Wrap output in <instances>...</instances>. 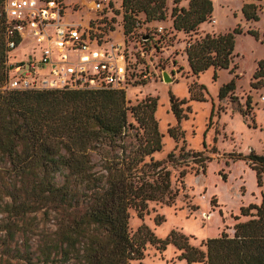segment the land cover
<instances>
[{"label": "trees", "instance_id": "1", "mask_svg": "<svg viewBox=\"0 0 264 264\" xmlns=\"http://www.w3.org/2000/svg\"><path fill=\"white\" fill-rule=\"evenodd\" d=\"M164 5V0H124L123 33L132 32L138 13L148 20L163 19ZM212 11L210 0H188L186 7L172 9V27L193 33L209 20ZM242 12L247 21L258 19L252 4L244 5ZM247 33L256 36L251 30ZM163 37L164 32L162 41ZM160 44L152 46L156 66L162 59L157 56L163 49ZM233 51L231 33H206L185 48L191 73L198 75L212 68L214 80L217 70L229 69ZM5 61V50L0 48V85L7 77ZM253 77L262 81L264 58L258 61ZM233 88V81L223 85L219 98ZM196 100L204 101L202 97ZM186 102L169 96L178 123L190 112V106L182 108ZM156 107L157 99L152 97L130 105L125 90L120 89L0 91V172L11 176L2 213L17 218L59 212L68 218L56 240L38 246L39 263L129 264L144 258L146 244L157 245L159 250L172 244L186 264H264V192L259 205L240 209V215L250 219L236 223L231 236L222 233L205 240L204 249L189 245L176 234L158 239L146 226L130 233V210L142 217L150 202L167 206L175 202L179 189L172 182L169 166L182 168L180 179L187 167L197 175L206 167L203 152L185 146L163 160L153 158L162 150ZM129 114L135 124L129 122ZM168 133L174 140L183 137L176 128ZM241 159L250 162L261 187L264 149L261 155L251 152ZM12 226L10 221L2 230L13 234Z\"/></svg>", "mask_w": 264, "mask_h": 264}, {"label": "rangeland", "instance_id": "2", "mask_svg": "<svg viewBox=\"0 0 264 264\" xmlns=\"http://www.w3.org/2000/svg\"><path fill=\"white\" fill-rule=\"evenodd\" d=\"M174 1L164 0L163 19L148 20L144 13L135 15V19L142 23L141 28L149 33H153L154 28L163 27V49L157 53L162 59L156 69L166 72L171 82L153 77L146 84L127 88L126 98L130 105L148 97L157 99L154 117L162 135V150L153 154L155 160H163L168 153H178L179 148L185 146L186 150L203 152L207 158L206 167L204 173L198 175L187 167V174L180 179L182 168L169 166L172 182L179 189L175 202L170 206L150 202L142 217L130 210L129 230L133 234L141 226H146L158 239L164 240L176 234L186 238L189 245L204 249L201 244L205 240L219 237L222 233L231 236L236 223L250 219L241 216L240 209L259 205L264 192V174L259 187L250 162L241 159L251 152L261 155L264 149V77L261 82L253 77L258 61L264 58V0H210L213 7L211 17L190 34L177 32L172 27V9L175 6L186 7L188 2L180 0L176 5ZM246 4L255 6L256 21L244 18L242 9ZM81 16H87V10L72 16L71 21L79 22ZM235 30H241V33L236 34ZM249 30L256 32V36L248 34ZM206 33L234 35L230 67L217 70L215 80L212 68L193 75L186 60L188 43ZM110 39H123L121 16L116 19ZM31 54L40 60L41 45L32 38H26L11 51L10 62H23ZM47 71L48 66L39 73ZM230 81H233L234 88L220 99L221 87ZM170 94L187 101L183 109L190 106L187 119L179 123L170 109ZM198 97L204 101L196 100ZM128 120L135 124L131 114ZM170 128L182 132L183 137L178 140L171 138ZM61 180L59 177L58 181ZM10 182L11 176L0 172V264H41L38 262V246L45 241L56 240L68 218L59 212L44 215L43 211L17 218L3 214L2 199ZM10 221L14 222L13 234L2 230V226ZM180 253L172 244L165 250L146 244L144 258L129 264H186L179 260Z\"/></svg>", "mask_w": 264, "mask_h": 264}, {"label": "built area", "instance_id": "3", "mask_svg": "<svg viewBox=\"0 0 264 264\" xmlns=\"http://www.w3.org/2000/svg\"><path fill=\"white\" fill-rule=\"evenodd\" d=\"M123 3L124 0H0V48L5 50L7 68L0 91H126L153 77L162 78L152 46L162 41L163 27L149 33L135 19L132 32L125 35L122 29V40L110 39L117 17L121 16L123 23ZM83 10H87V16H81L79 22L71 21ZM26 38L41 45L40 60L31 54L23 62L11 63V51ZM46 66L48 71L39 73Z\"/></svg>", "mask_w": 264, "mask_h": 264}, {"label": "water", "instance_id": "4", "mask_svg": "<svg viewBox=\"0 0 264 264\" xmlns=\"http://www.w3.org/2000/svg\"><path fill=\"white\" fill-rule=\"evenodd\" d=\"M162 78H163V81L166 83L171 82V78L169 77V75L166 72H162Z\"/></svg>", "mask_w": 264, "mask_h": 264}]
</instances>
